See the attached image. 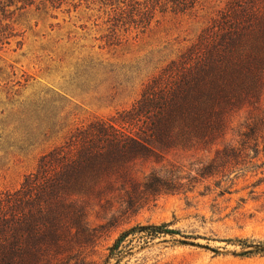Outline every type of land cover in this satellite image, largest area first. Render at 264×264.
Wrapping results in <instances>:
<instances>
[{
    "label": "rangeland",
    "instance_id": "rangeland-1",
    "mask_svg": "<svg viewBox=\"0 0 264 264\" xmlns=\"http://www.w3.org/2000/svg\"><path fill=\"white\" fill-rule=\"evenodd\" d=\"M227 1L158 12L119 41L100 0L16 11L18 35L0 45V190L19 188L77 128L130 109ZM90 184L64 200L56 228L29 236L28 264H264V88L220 133L175 135ZM163 225L174 233L143 230Z\"/></svg>",
    "mask_w": 264,
    "mask_h": 264
},
{
    "label": "trees",
    "instance_id": "trees-1",
    "mask_svg": "<svg viewBox=\"0 0 264 264\" xmlns=\"http://www.w3.org/2000/svg\"><path fill=\"white\" fill-rule=\"evenodd\" d=\"M67 1L0 0V27L9 21L6 33H0V45L18 35L10 24L16 11L34 5L60 9ZM100 1L112 10L108 22L111 38L117 41L120 29L145 34L158 12L196 15L203 2ZM263 74L264 0H228L197 39L147 82L130 109L77 128L40 158L36 171L19 188L0 190V264H28L33 231L56 228L64 200L87 190L122 159L155 153L175 135L197 140L220 133L233 109L260 97ZM163 227L143 230H152V236L174 233Z\"/></svg>",
    "mask_w": 264,
    "mask_h": 264
}]
</instances>
